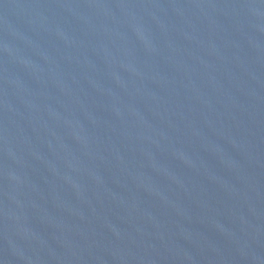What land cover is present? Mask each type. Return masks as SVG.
<instances>
[{
  "label": "water",
  "instance_id": "1",
  "mask_svg": "<svg viewBox=\"0 0 264 264\" xmlns=\"http://www.w3.org/2000/svg\"><path fill=\"white\" fill-rule=\"evenodd\" d=\"M0 264H264V0H0Z\"/></svg>",
  "mask_w": 264,
  "mask_h": 264
}]
</instances>
